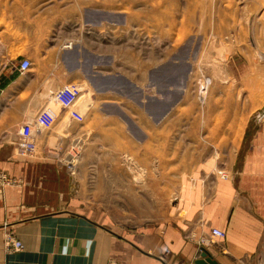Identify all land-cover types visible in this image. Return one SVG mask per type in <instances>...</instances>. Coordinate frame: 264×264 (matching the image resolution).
I'll use <instances>...</instances> for the list:
<instances>
[{"label": "crops", "instance_id": "obj_1", "mask_svg": "<svg viewBox=\"0 0 264 264\" xmlns=\"http://www.w3.org/2000/svg\"><path fill=\"white\" fill-rule=\"evenodd\" d=\"M31 1L0 0V175L11 180L0 186V264H107L110 237L100 227L109 223L108 215L105 221L95 220L94 208L81 197L109 196L110 172L102 169L96 178L72 176L69 164L115 160L93 155L86 145L76 156L74 145L84 132L107 130L117 133L119 153L125 155V132L130 131L135 147L145 148L151 161L158 130L166 132L167 144L174 140V125H159L180 100L173 95L174 66L158 69L156 62L153 66L128 55L120 41L113 44L114 38L102 29L109 14L84 11L67 18L81 23L47 29L44 21L64 17L55 11H32ZM22 60L30 66L18 77ZM228 69L226 79L215 71L212 112L219 123L177 129L182 149H188L182 160L187 198L181 218L162 224L163 249L130 252L124 258L129 264H196L202 249L216 264H264V52L231 56ZM158 72L166 73L165 90L159 87ZM52 74L61 77L56 91L75 85L89 93L91 101L96 99L94 113L90 107L80 109L64 124L61 112L54 123L47 108L38 104L44 100L41 82ZM159 90L166 94L162 103ZM37 116H44L40 125H35ZM92 116L96 119L90 125ZM22 125L33 139L34 150L27 155L17 146ZM201 132H212V153L199 150ZM211 154V161L205 158ZM125 185V176L119 177L118 186L124 190ZM212 229L222 231L223 238H212ZM8 237L20 242L22 250H8Z\"/></svg>", "mask_w": 264, "mask_h": 264}, {"label": "rangeland", "instance_id": "obj_2", "mask_svg": "<svg viewBox=\"0 0 264 264\" xmlns=\"http://www.w3.org/2000/svg\"><path fill=\"white\" fill-rule=\"evenodd\" d=\"M30 7L32 11L61 13L63 19L44 21L48 24L44 26L47 29L81 23V20L67 18L84 11L109 14L110 19L103 22L102 29L114 38L113 44L120 41L125 44L128 55L139 61H152L153 66L156 62L158 69L173 63V95L175 101L180 100L168 116L159 121V125H174L173 142L167 144L166 132L158 130L157 153L149 161L144 154L145 148L135 147L134 132H125V155L121 150L119 153L117 133L107 130L84 132L83 138L74 145L76 156L81 155L86 145L93 150V155L108 156L115 162L87 165L73 161L69 164L72 176L96 178L97 172L102 169L110 172L109 196L81 197L94 208L95 220L105 221L108 215L109 223H104V228L100 227L109 232L110 237L107 264H129L124 258L130 252L163 249L165 228L162 224L173 223V220L177 223L175 219L181 218L182 206L187 198L183 195V173L187 169H184L182 160L188 149H182L181 132L177 129L192 123L212 128L219 123V116L216 118L212 112L215 71L218 78L226 79L229 77L231 56L245 51L264 52V0H33ZM58 24L61 26L58 27ZM158 75L159 87L165 90L166 73L158 72ZM44 77L47 81L41 82L40 87L41 92L44 91V100H38V104L47 108L46 113L49 118L52 116L54 123L62 116L61 112H65L61 121L65 124L69 119H75L80 109L90 107L93 113L97 109L98 101H91L89 93L78 86L80 96L75 104L67 110L62 109L53 99L56 86L61 82L60 74ZM49 85L55 88L51 89ZM169 89L171 91V87ZM163 95L166 94L159 90V103H162ZM161 107L156 109L158 114ZM36 118L35 125H40L44 116ZM95 119L92 116L88 123L91 125ZM142 119L146 118L143 116ZM35 127L32 126L33 129ZM211 134L201 132L197 136L199 150L204 153L213 151ZM137 143L139 145L140 141ZM146 150L149 153L150 149ZM205 158L211 161L213 155H205ZM208 170L206 167L205 171ZM124 176L126 185L123 190L118 183L119 177ZM118 191H125L126 194L118 195ZM140 191L155 194L140 195ZM84 200L83 203H87ZM102 207L103 212L98 213L97 210Z\"/></svg>", "mask_w": 264, "mask_h": 264}, {"label": "built area", "instance_id": "obj_3", "mask_svg": "<svg viewBox=\"0 0 264 264\" xmlns=\"http://www.w3.org/2000/svg\"><path fill=\"white\" fill-rule=\"evenodd\" d=\"M29 62L27 60H22L18 67L17 71L18 73H25L29 69ZM80 96V92L77 86L75 85H67L60 89H58L53 94L54 102L60 106L62 109H69L71 108L75 102L77 101L78 97ZM18 136V150L23 155H27L33 152L34 145H33V139L31 138V134L28 130L27 125H22L17 132ZM31 141V142H29ZM11 183V180L7 179L5 176L0 175V186ZM211 237L221 239L223 238L224 234L222 231H219L217 229L211 230ZM5 245L8 250L10 251H21L22 245L20 242L13 240L11 237H8L6 239Z\"/></svg>", "mask_w": 264, "mask_h": 264}, {"label": "water", "instance_id": "obj_4", "mask_svg": "<svg viewBox=\"0 0 264 264\" xmlns=\"http://www.w3.org/2000/svg\"><path fill=\"white\" fill-rule=\"evenodd\" d=\"M164 96V95H163ZM196 264H216L214 263L208 253L205 250H201L200 260L196 262Z\"/></svg>", "mask_w": 264, "mask_h": 264}, {"label": "bare ground", "instance_id": "obj_5", "mask_svg": "<svg viewBox=\"0 0 264 264\" xmlns=\"http://www.w3.org/2000/svg\"><path fill=\"white\" fill-rule=\"evenodd\" d=\"M70 44V43H69ZM69 46V45H68ZM68 48V47H67Z\"/></svg>", "mask_w": 264, "mask_h": 264}]
</instances>
